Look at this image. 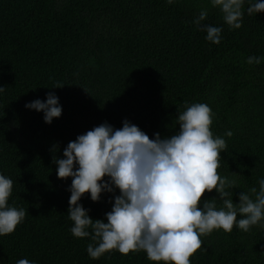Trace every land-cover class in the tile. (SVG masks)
Instances as JSON below:
<instances>
[{"label":"trees","instance_id":"obj_1","mask_svg":"<svg viewBox=\"0 0 264 264\" xmlns=\"http://www.w3.org/2000/svg\"><path fill=\"white\" fill-rule=\"evenodd\" d=\"M254 2L244 0L242 26L234 29L211 0H0V174L13 181L9 205L27 212L13 233L0 236V264H156L143 251L113 250L93 260L86 251L92 240L70 231L71 178H57L53 157L63 159L70 141L102 123L120 129L127 120L150 138L170 137L185 105L205 103L214 137L227 144L218 172L235 180L233 202L240 191L259 190L264 12L249 15ZM203 9L201 25L222 29L219 44L193 22ZM249 56L261 63L248 64ZM57 83L64 86L52 88ZM48 92L62 107L51 124L25 107ZM114 195L118 189L93 202L86 193L79 203L104 219ZM201 239L191 264H264V220L247 232L234 226Z\"/></svg>","mask_w":264,"mask_h":264},{"label":"clouds","instance_id":"obj_2","mask_svg":"<svg viewBox=\"0 0 264 264\" xmlns=\"http://www.w3.org/2000/svg\"><path fill=\"white\" fill-rule=\"evenodd\" d=\"M211 4L220 8L230 28L242 26L244 0H211ZM260 12H264V2L255 0L247 8L249 15ZM207 16L203 9L193 22L206 32V40L219 44L222 29L201 25ZM246 62L259 65L261 57L249 56ZM63 86L57 83L52 88ZM3 90L0 87V92ZM25 107L42 111L47 124L62 114L52 92L46 94L45 101L37 99ZM212 122V109L205 103H193L178 114L179 130L170 137L162 138L157 132L150 138L127 120L120 129L102 123L70 141L63 159L53 157L57 178H71L70 231L76 238L92 240L86 249L91 259L113 250L123 255L143 251L156 264H191L190 257L202 248V236L219 229L231 232L234 226L247 232L264 220V179L258 182L259 190L240 191L239 202H233L236 182L218 172L220 154L227 144L214 137ZM116 189L119 195L113 196L104 219L91 218L79 203L86 193L98 202L102 192ZM12 191V179L0 174V236L13 233L27 214L25 209L9 205ZM213 191L216 197L203 200L205 193ZM16 264L34 262L20 259Z\"/></svg>","mask_w":264,"mask_h":264}]
</instances>
